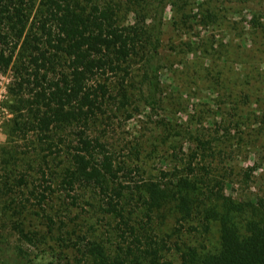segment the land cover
<instances>
[{
	"label": "trees",
	"instance_id": "obj_1",
	"mask_svg": "<svg viewBox=\"0 0 264 264\" xmlns=\"http://www.w3.org/2000/svg\"><path fill=\"white\" fill-rule=\"evenodd\" d=\"M177 4L156 0L143 8L150 23L124 24L116 0H0V74L12 68L14 107L13 145L0 157V196L14 198L1 202L2 219L39 242V255L50 250V264H264V188L256 167L235 161L264 135L263 100L247 112L246 85L227 76L214 92L227 108L219 123L204 127L200 112L174 119L184 108L162 42ZM262 19L250 26L264 34ZM141 108L164 114H144L124 147L114 118ZM28 251L0 239V264H36Z\"/></svg>",
	"mask_w": 264,
	"mask_h": 264
},
{
	"label": "rangeland",
	"instance_id": "obj_2",
	"mask_svg": "<svg viewBox=\"0 0 264 264\" xmlns=\"http://www.w3.org/2000/svg\"><path fill=\"white\" fill-rule=\"evenodd\" d=\"M176 1L178 2L177 6L169 5L165 11L162 42V52L167 58L166 65L168 71L172 73L170 83H175L174 86L179 91L178 94L181 96L184 108L177 113L174 119L183 124L189 120L192 112H200V115L205 114L206 116L202 124L204 127H208L214 122L219 123L227 108L223 100L214 92L220 88V79L227 76L236 75L239 82L243 81L246 85L243 90L244 94L241 96V104L247 112L248 109L252 111L257 106L259 107L261 100L264 103V39H262L264 34L261 30H255L250 26L254 15L262 17V22H264V0ZM117 2L122 6L121 21L124 24L134 23L136 18H144L147 23H150L155 16L154 12H144L143 8L149 11L150 7L156 4V0H116ZM137 15L139 16L137 17ZM24 49V45L18 49L17 62L23 55ZM248 60L256 61L257 63H255L260 67L261 71L257 77H252L256 74L247 69ZM199 73H204L206 79L195 80ZM12 75V68L0 74V157L4 148L13 145L8 137V123L14 117L13 102L8 92ZM247 76L250 77L246 78ZM240 93L236 92L238 95ZM140 112L142 114L139 116ZM140 112L137 113V117L124 122H120L121 118H114L118 123L117 128L124 147L135 138L136 132L139 131V121L146 119L144 114L148 116L151 113L150 110L144 108H141ZM151 114L153 119H157L164 113L156 111ZM253 123L255 124L254 119ZM183 147V151L187 152L189 145L184 143ZM168 148L167 145H160L163 156L171 154L172 151ZM235 161L236 164L239 163L243 167H256L253 172V175L258 178L255 188L262 194L264 188V135L261 139L250 143L243 152L238 153ZM148 165L154 164L149 162ZM162 167L157 164V169ZM151 169L153 168L151 167ZM0 171L1 175H8L2 166H0ZM0 182L3 183L2 179ZM15 191L19 194L17 188ZM8 197L14 198V195L0 196V239L6 240L14 247L19 245L24 249H29V254L32 257H37L36 264H50L53 262L50 250L49 256L39 255L42 247L39 242L37 243L39 248L29 246L18 238L8 226L9 224H5L6 219H2L4 210H2L1 202L6 199L9 201ZM34 221L31 222L33 226L30 229L32 231H35L36 227L41 228L39 222H36L38 220ZM214 238L215 236L212 235L209 240V244L212 243V246L216 243V238ZM103 255L102 261L105 262L108 259Z\"/></svg>",
	"mask_w": 264,
	"mask_h": 264
}]
</instances>
